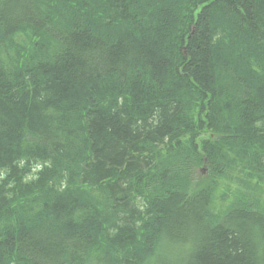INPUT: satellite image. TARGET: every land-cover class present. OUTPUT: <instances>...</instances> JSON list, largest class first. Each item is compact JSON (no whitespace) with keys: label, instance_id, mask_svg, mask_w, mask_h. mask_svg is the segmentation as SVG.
Returning a JSON list of instances; mask_svg holds the SVG:
<instances>
[{"label":"trees","instance_id":"trees-1","mask_svg":"<svg viewBox=\"0 0 264 264\" xmlns=\"http://www.w3.org/2000/svg\"><path fill=\"white\" fill-rule=\"evenodd\" d=\"M258 186L264 0H0V264H264Z\"/></svg>","mask_w":264,"mask_h":264},{"label":"rangeland","instance_id":"rangeland-1","mask_svg":"<svg viewBox=\"0 0 264 264\" xmlns=\"http://www.w3.org/2000/svg\"><path fill=\"white\" fill-rule=\"evenodd\" d=\"M198 175H201V177L207 176V172L205 170V167L202 166L199 168ZM202 178L200 176L196 179L198 182H195L196 184L201 181ZM203 185V184H202ZM251 185H254L251 183ZM235 187L233 182L228 183L226 180H221L218 183V188L216 189L214 195H213V200L211 204V209L213 210L214 213L217 214H223L229 207L232 199V196L230 195V189L233 190ZM258 192L259 195L261 196L259 198V201L262 202L264 201V186H258Z\"/></svg>","mask_w":264,"mask_h":264}]
</instances>
